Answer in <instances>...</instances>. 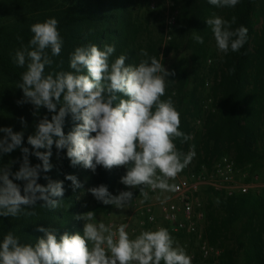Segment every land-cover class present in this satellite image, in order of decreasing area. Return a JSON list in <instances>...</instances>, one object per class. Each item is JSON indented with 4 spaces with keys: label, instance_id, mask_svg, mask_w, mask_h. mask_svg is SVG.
Wrapping results in <instances>:
<instances>
[{
    "label": "clouds",
    "instance_id": "9594fccd",
    "mask_svg": "<svg viewBox=\"0 0 264 264\" xmlns=\"http://www.w3.org/2000/svg\"><path fill=\"white\" fill-rule=\"evenodd\" d=\"M207 2L217 8H234L240 0ZM205 23L220 52L236 53L244 47L248 29L244 26L233 29L235 16L229 21L213 14ZM30 31L33 35L28 44H21L12 57L17 67L26 69L16 85L23 93L17 103L31 104L34 116L41 108L55 114L50 120L39 119L35 133L28 136L31 153L29 148L21 147L23 132L0 128L4 133L0 138V156L17 148L22 153V162L15 173L11 171L13 162L0 166V217L36 216L37 201L44 202L43 208L60 207L61 201L54 198L64 196L63 182L44 176L47 185L37 183L40 174L52 168L53 145L57 154L66 149L73 167L80 165L93 173L97 167L105 170L123 167L126 172L120 183L129 189L138 188L144 201L149 199L146 189L175 191V184L169 181L190 164L196 152L194 146L188 153L176 146V140L185 143L192 137L180 130V113L173 100L162 99L168 78L175 76L174 71L163 66V57L157 59L142 49L137 64L126 63V54L110 62L116 51L114 44H105L102 50L89 44L75 48L70 57V71H56L52 68L53 57H58L64 46L58 21L49 18L32 25ZM192 38L204 43V38L195 31ZM68 116L79 123L65 135L63 127ZM20 122L25 125L23 118ZM30 155L41 163L31 166ZM65 179L71 181L73 191L83 187L74 175H66ZM13 181L25 182L23 194ZM88 192L96 201L116 209L128 208L133 201L132 191L114 196L104 184ZM76 219L85 221L83 235L65 232L58 236L55 229L39 227L37 231L44 234L43 238L25 244L8 232L0 242V264H192L186 250L177 245L164 227L142 231L132 239L126 231L128 224L122 223L114 231L104 223L92 222L93 211ZM149 220L155 221V217L150 216Z\"/></svg>",
    "mask_w": 264,
    "mask_h": 264
},
{
    "label": "trees",
    "instance_id": "16d2710c",
    "mask_svg": "<svg viewBox=\"0 0 264 264\" xmlns=\"http://www.w3.org/2000/svg\"><path fill=\"white\" fill-rule=\"evenodd\" d=\"M170 1L177 9L174 19L177 29L163 53L167 54L174 48L183 51L188 64L186 66L182 58L175 59L174 55L167 70L174 71L175 76L168 78L170 81L162 99L170 97L173 100L180 113V130L185 134L189 135L191 131L189 117L200 116L202 119V132L194 136L191 142L196 155L189 164V171H195L200 164H209L221 155L229 157L236 168L247 165L251 171L261 159L258 144L264 133V0H240L234 8H217L208 4L207 0ZM132 3L133 0H0V128L11 127L14 133L23 132L21 147L29 148L31 153L33 150L27 144L28 136L35 133L39 119L47 117L50 120L55 114L41 108L38 115L34 116L31 104L17 103L23 98V93L16 85L21 82V75L26 69L17 67L12 57L21 44H28L33 35L31 26L49 18L58 21V31L64 46L61 54L53 57L55 63L52 68L56 71H70V57L75 48L89 44H95L101 50L105 44H114L116 51L110 62L120 54H126V63L137 64L142 58L139 55L142 49L159 59L163 33L159 24L162 21L158 22L156 36L151 35L150 22L151 19L158 20L160 15L152 12H147L143 17L132 15ZM213 14L229 21L235 16L236 23L232 28L244 26L248 29L247 41L239 52L229 51L224 54L218 50L214 36L205 23ZM259 22V28L256 29ZM194 31L204 38L203 44L192 38ZM211 41H214L215 51L211 53L213 60L207 65ZM57 65L61 67L58 68ZM50 70L52 69H46V72ZM187 78L190 82L188 89L185 88ZM206 79L210 80L206 95L210 102L207 111L202 110L201 91ZM200 112L203 117L199 115ZM21 118L25 125L21 124ZM75 123L79 122H73L70 116L65 118V135ZM3 136L4 133L0 132V138ZM175 143L184 153L190 144L189 141L181 143L180 140ZM42 150L44 149L38 151ZM52 155L58 160L56 169L42 172L37 183L46 186L48 181L44 176L52 181L63 182L64 196L54 198L61 201L60 207L43 208L44 202L37 201L36 216L0 217V242L11 231L20 238L21 243L34 244L44 236L37 231L39 227L55 229L58 236L65 232L69 235H83L82 226L76 219L79 201L71 194L73 188L71 181L65 179L66 175H74L88 189L104 184L113 195L118 168L105 170L97 167L93 173L80 165L73 167L66 156V149L57 154L54 145ZM29 161L31 166L41 163L33 155L29 156ZM9 162H13V173L19 170L22 162L19 148L0 156V166L8 165ZM13 182L21 187L23 194L25 182ZM207 195L219 200L215 206L220 212L219 218L214 217L211 212L208 215L206 238L210 244H216L221 238L225 239L232 225L239 224L238 232L233 235L234 247L224 249L221 264H264V194L247 193L222 197L208 191ZM211 199H208V205L213 204ZM109 208L110 205H103L93 197V212L104 213ZM237 253L240 255L238 263L235 260Z\"/></svg>",
    "mask_w": 264,
    "mask_h": 264
},
{
    "label": "rangeland",
    "instance_id": "374dc122",
    "mask_svg": "<svg viewBox=\"0 0 264 264\" xmlns=\"http://www.w3.org/2000/svg\"><path fill=\"white\" fill-rule=\"evenodd\" d=\"M70 1V0H69ZM130 10L132 11V15H136L137 17H143L147 12H152L153 14L157 13L160 15V17L153 20L151 19V25L150 28L152 30L151 35L156 36L157 31H158V22L162 21V24H159L163 28V33H162V43H161V49H160V56L163 57V66L167 69V66L169 62L172 60V58L175 55V59L182 58L187 66V56L183 51H177V49H171L167 54H164V48L167 47V45L170 43L173 35L176 34V27L177 23L174 21V24L172 26H168L166 24L167 20L170 17H175L177 16V9L172 5L170 0H133L132 5L130 6ZM162 19V20H161ZM260 25V22L256 24L255 28L258 29ZM168 35V38H167ZM109 45H112L111 43ZM214 41H211L210 46H209V52L210 55L208 59L206 60V64L210 65L211 61L213 60V53L215 51L214 47ZM177 52V53H176ZM176 53V54H175ZM209 86H210V80H205L203 83V86L201 88V91H203V103L208 105L209 99L206 98L207 93L209 92ZM190 87V82L189 78H187L185 82V88L188 89ZM202 112V111H201ZM201 112L199 115H201ZM202 116V115H201ZM200 117V116H199ZM203 117V116H202ZM189 125L190 129L192 131V141L194 139V136H196L198 133L202 132L201 127H195L192 123V117H189ZM264 133L262 135V139L260 140L258 144V149L259 153L261 155V159L258 160V163L256 164L255 167L251 169L253 173H255L261 180H264ZM45 150H42L43 152ZM50 163L52 164L51 170H55L57 165H58V160L56 157L53 155L50 157ZM247 166V165H246ZM244 166V167H246ZM250 167V166H249ZM191 166H187L182 172L189 171ZM125 170L123 167L118 168L117 170V179H116V184H115V189L113 195H118L119 192L121 191H132L133 192V201L131 202L130 206L125 209H116L112 206H110L109 210L106 212H96L95 213V219L92 221L94 223H104L106 226L111 227L114 231L118 228V226L122 223L128 224V228L126 231L129 234V237L132 239H135L136 236H138L142 231L145 230H156L154 227L151 226H146L140 225L141 218L138 216V211L140 207L145 205L148 202L152 203H158L161 202L167 198L170 197V194L167 191H161V190H156L154 194H149V199L147 201L143 200V197L139 195V189H129L125 187L123 184L120 183V178L125 175ZM147 190V189H146ZM208 192H202L201 193V202L204 208L205 212V220L202 223V225L199 228V233L205 240L208 242L206 238V225L208 223V215L211 212L214 217L220 216V212L217 210L218 208L215 206L216 204V197H213L211 199L210 196L207 195ZM71 194L75 197L77 201H79V205L77 207V213L78 216H82L86 214L89 211H92V200L93 196L88 192V188L83 185L82 188L76 189L73 191L71 190ZM208 199H211L213 204L208 205ZM80 225L82 226V229L84 227L85 221L82 219H78ZM156 227H164L166 228V224L156 218L155 222ZM238 226L239 224L234 223L232 225L230 233H228L225 237V239H219L216 241V244H209L214 247L216 250L217 254L216 256H213L210 260L206 262V264H221V259L224 253V249H229L231 247H234V234L238 232ZM157 228V229H158ZM171 234V232H170ZM175 241L177 242V245L180 247H183L186 250V253L190 256L193 255L194 258H196V240L194 237L187 236V235H182V234H171ZM235 260L238 263L240 260V255L239 253L236 254ZM198 260H192V264H196ZM196 262V263H195Z\"/></svg>",
    "mask_w": 264,
    "mask_h": 264
},
{
    "label": "built area",
    "instance_id": "2783aa9c",
    "mask_svg": "<svg viewBox=\"0 0 264 264\" xmlns=\"http://www.w3.org/2000/svg\"><path fill=\"white\" fill-rule=\"evenodd\" d=\"M166 24L170 27L174 24V17H170ZM168 38V35H167ZM264 101V88L262 90ZM209 105L203 103L202 110H208ZM192 123L201 127V117H193ZM189 135L193 137L192 131ZM192 139V138H191ZM189 141L185 153L192 150V140ZM264 149V148H263ZM175 191H167L170 197L158 202H148L138 211L141 218L140 225L155 226L156 218L166 224L169 232L194 237L196 240V258L190 255L192 260H198L196 264H206L217 252L205 238L199 233V228L205 220V212L201 202L202 192H211L222 197H231L238 194H264V180H261L249 167L236 168L233 161L225 156L212 160L209 164H200L195 171L181 172L174 180ZM158 190V189H157ZM154 194L156 190L147 189ZM154 216L155 221L149 217Z\"/></svg>",
    "mask_w": 264,
    "mask_h": 264
}]
</instances>
